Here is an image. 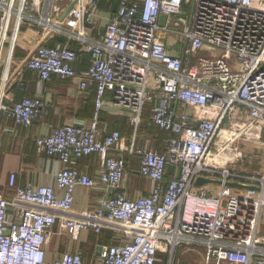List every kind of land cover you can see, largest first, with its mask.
<instances>
[{
	"label": "built area",
	"instance_id": "2783aa9c",
	"mask_svg": "<svg viewBox=\"0 0 264 264\" xmlns=\"http://www.w3.org/2000/svg\"><path fill=\"white\" fill-rule=\"evenodd\" d=\"M110 7V0H0V116L28 126L43 112L37 96L5 100L22 28L41 41L24 64L40 82L78 77L77 90L95 87L88 122H65L35 140L37 153L56 158L54 184L19 186L9 174L13 196L0 195V264H86L76 251L47 258L49 239L102 229L118 237L99 245L102 264H174L181 244L202 245L206 264H264L256 236L264 171L243 169L252 149L264 147V0H115ZM187 7L179 29L176 16ZM81 53L90 60L77 75ZM108 91L109 106L130 112L127 141L101 130ZM146 107L151 124L169 134L161 151L135 145ZM91 154L99 158L96 175L70 165ZM132 156L150 186L137 198L121 191ZM198 177L216 189L195 185ZM97 185L113 194L74 215L76 186Z\"/></svg>",
	"mask_w": 264,
	"mask_h": 264
},
{
	"label": "crops",
	"instance_id": "0c3cea01",
	"mask_svg": "<svg viewBox=\"0 0 264 264\" xmlns=\"http://www.w3.org/2000/svg\"><path fill=\"white\" fill-rule=\"evenodd\" d=\"M110 10L113 5L110 4ZM105 8V3L101 4ZM106 10H109L106 7ZM104 13H107L104 11ZM96 30L103 31L102 26ZM39 38L33 28H22L13 52L9 67V78L6 83L7 102H15L21 98L40 97L44 107L42 115L34 119L30 125L22 126L5 115L0 116V195L7 198L13 196V190L8 189L7 181L10 173L16 176V184L50 185L54 184V170L58 167L55 157L39 154L35 148V140L40 136L48 135L52 128L69 121L86 123L93 114L95 87L88 86L85 90H77L78 77L60 79L51 76L48 80L40 82L36 74L23 67H19L22 60L38 44ZM173 44V42H172ZM176 53V51H174ZM178 54V52H177ZM89 54L81 53L74 63L77 75L86 70L89 65ZM15 75L10 78L11 74ZM111 92H106L105 103L100 114V127L103 133L118 130L127 141L131 135L126 109L113 108L108 105ZM150 108L146 107L138 130L135 145L152 150H163L166 134L159 131L150 121ZM99 158L97 154L82 157L70 165L81 172L96 175ZM138 158H128L127 174L121 191L126 196L137 198L148 193L149 182L139 176ZM114 190L106 192L102 186L92 189L76 186L74 191L73 213L79 216L82 210H92L100 197L113 194ZM61 196L62 193L58 192ZM9 218L12 212L8 209ZM256 236L259 244L264 248V207L261 209ZM116 233L112 230L102 229L99 233H84L78 240H72L66 233L53 234L47 244L46 256L52 258L63 251L79 252L86 264H102L98 258L97 248L101 244L117 241Z\"/></svg>",
	"mask_w": 264,
	"mask_h": 264
},
{
	"label": "rangeland",
	"instance_id": "374dc122",
	"mask_svg": "<svg viewBox=\"0 0 264 264\" xmlns=\"http://www.w3.org/2000/svg\"><path fill=\"white\" fill-rule=\"evenodd\" d=\"M190 8L187 7L184 9L183 13L181 15L176 16L177 19L180 20L182 23V27L179 29H183V26L187 23L189 18ZM171 36H169L167 39H169ZM180 53V51H177ZM176 52V53H177ZM262 139L264 140V134L262 136ZM253 155L251 157V160L249 163H246L243 166V169H245L247 172H258L259 174H263L264 171V147L252 149ZM206 187H213L216 189V184H205ZM193 191L201 192V188H195L192 186L191 188ZM204 247L202 245L198 246H191V245H185L181 244L176 248V251L174 253V264H206L203 259L204 254ZM165 258V257H164ZM166 259H164L165 261Z\"/></svg>",
	"mask_w": 264,
	"mask_h": 264
},
{
	"label": "water",
	"instance_id": "95a60500",
	"mask_svg": "<svg viewBox=\"0 0 264 264\" xmlns=\"http://www.w3.org/2000/svg\"><path fill=\"white\" fill-rule=\"evenodd\" d=\"M74 2H71L65 9V11L63 12V14L61 15L60 19L63 18L67 13L68 11L70 10V8L72 7ZM165 18L166 16L165 15H160L159 17V23L161 25L164 24V21H165ZM41 43V41L38 42V44L33 48V50H31L27 56L22 60V63L20 64L19 67H23L25 62L28 60V58L31 56V54L35 51V49L37 48V46H39ZM16 71L13 72L10 76V78H12L14 75H15ZM212 181L210 179H206V178H202V177H198L196 179V181L194 182L195 185H201V184H204V183H211ZM216 183H220V181H215ZM228 185H231V186H241V187H246V188H250V189H255V190H258L259 188L256 187V186H246V185H243V184H238L236 182H227ZM101 249V246H98L97 248V254H99V251Z\"/></svg>",
	"mask_w": 264,
	"mask_h": 264
},
{
	"label": "trees",
	"instance_id": "16d2710c",
	"mask_svg": "<svg viewBox=\"0 0 264 264\" xmlns=\"http://www.w3.org/2000/svg\"><path fill=\"white\" fill-rule=\"evenodd\" d=\"M114 2H115V0H110V4H114ZM113 10H115V5H113ZM154 127V126H153ZM156 128V127H155ZM159 130V129H158ZM159 131H161V130H159ZM163 132V131H162ZM165 133V132H164ZM166 134V137H165V140L169 137V134H167V133H165ZM165 140H164V142H165ZM170 176V174L169 175H167L166 176V179L168 178Z\"/></svg>",
	"mask_w": 264,
	"mask_h": 264
},
{
	"label": "bare ground",
	"instance_id": "6f19581e",
	"mask_svg": "<svg viewBox=\"0 0 264 264\" xmlns=\"http://www.w3.org/2000/svg\"><path fill=\"white\" fill-rule=\"evenodd\" d=\"M262 181L264 182V177H263V180Z\"/></svg>",
	"mask_w": 264,
	"mask_h": 264
}]
</instances>
